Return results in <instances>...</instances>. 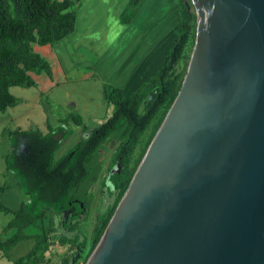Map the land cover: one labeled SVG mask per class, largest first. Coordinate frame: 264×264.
<instances>
[{
  "label": "water",
  "instance_id": "water-1",
  "mask_svg": "<svg viewBox=\"0 0 264 264\" xmlns=\"http://www.w3.org/2000/svg\"><path fill=\"white\" fill-rule=\"evenodd\" d=\"M181 90L86 264H264V0H186Z\"/></svg>",
  "mask_w": 264,
  "mask_h": 264
},
{
  "label": "trees",
  "instance_id": "trees-1",
  "mask_svg": "<svg viewBox=\"0 0 264 264\" xmlns=\"http://www.w3.org/2000/svg\"><path fill=\"white\" fill-rule=\"evenodd\" d=\"M12 5L0 8V110L14 107L18 99L11 94V88L34 87L36 82L30 72H46L52 77L51 66L35 53L32 44L40 46L54 43V27L58 33H73L76 29L74 14L70 11L73 0H11ZM178 2V22L174 26L176 35L165 63L139 90L125 96L121 88L105 92L106 99L114 106V112L106 122L92 130L88 137L78 142L66 155L55 161V155L72 132L60 126L47 134L40 130L15 131L10 134L11 152L6 165L14 178L19 181L22 191L29 196L24 208L15 213L11 227L17 232L8 240L0 241V249L8 251L29 236L25 230L44 218L45 212L52 210L57 216L66 212L70 218L66 223L68 233L63 244H72L82 253L87 247V239L79 232L81 223L86 222L91 207L92 194L88 189L80 193L85 182L94 183L99 174H92L94 158L104 144L112 139L119 143L115 153L120 163V172L109 176L113 202L105 212L99 214L92 233L91 250L85 260L94 252L103 237L119 203L125 195L139 163L132 166L133 156L143 142L146 133L153 129L143 148L144 156L175 102L183 81L177 67L184 59L190 41L192 25L196 14L186 0ZM143 0H129L120 15L122 25H130L141 10ZM81 126V120L76 121ZM87 132L86 128L83 130ZM0 191H3L0 188ZM41 245L37 244L25 257L16 261L23 264L35 257Z\"/></svg>",
  "mask_w": 264,
  "mask_h": 264
},
{
  "label": "rangeland",
  "instance_id": "rangeland-1",
  "mask_svg": "<svg viewBox=\"0 0 264 264\" xmlns=\"http://www.w3.org/2000/svg\"><path fill=\"white\" fill-rule=\"evenodd\" d=\"M127 1L73 0L70 11L74 14L75 33H58L54 27L55 45L43 48L37 43L32 44L33 51L43 57L52 55L49 48L58 51L57 59L46 58L55 74L57 73L56 86L44 90L48 75L45 72H30L32 79L37 82L36 85L30 88L12 87L11 94L21 101L20 104L9 107L6 111L0 110V188L3 189L0 191V241L8 240L17 232L10 225L15 219V213L22 210L29 201V196L25 195L23 204H20L18 193L19 189H22L17 179L7 169L6 158L11 152V148L8 147L9 140L6 141L9 134L31 130H40L46 134L53 129L52 127L64 126L73 131L74 138L77 139L80 130L76 121L81 120L87 127V132L106 122L112 115L114 106L105 102L104 92L105 89L109 90L120 83V65L125 52L119 50L123 46L127 51L125 60H131L133 68L136 69L141 61L144 62L140 70L144 81L165 63L168 51L176 39L173 27L177 22L178 2L170 4L166 0H144L138 18L136 17L130 26H124L119 24V15ZM190 6L196 14L194 4L190 2ZM192 26L184 59L177 67V73L181 74L182 81L187 75L195 50L197 14ZM62 46L69 52L64 53ZM60 63L64 69L60 68L62 65ZM60 69L63 70V74L58 72ZM89 73L92 77L87 76ZM152 131L153 129L146 133L143 142L136 149L132 166L142 162L143 148ZM87 135L82 134V139L88 137ZM72 137L63 143L62 148L72 145L74 141ZM62 148L59 152L64 150ZM118 148L119 143L115 139L104 144L94 158L92 167V174H99L98 181L85 182L80 189V193L88 189L92 194L87 221L79 226L82 238L87 239V247L82 253H79L76 246L62 243L64 236H72L66 227L70 213L57 216L52 210H48L43 219L24 231L29 236L27 239L21 240L8 251L0 249V264H16V261L25 258L37 244L41 245L38 254L23 264H86L97 216L105 212L113 202L109 176L121 170L118 162L110 170ZM59 152L57 157L68 153Z\"/></svg>",
  "mask_w": 264,
  "mask_h": 264
},
{
  "label": "crops",
  "instance_id": "crops-1",
  "mask_svg": "<svg viewBox=\"0 0 264 264\" xmlns=\"http://www.w3.org/2000/svg\"><path fill=\"white\" fill-rule=\"evenodd\" d=\"M144 1V0H143ZM166 1H168V0H166ZM128 2H129V0L127 1V4H128ZM169 2V1H168ZM143 3V2H142ZM170 3V2H169ZM127 4H126V6H127ZM170 4H174V3H170ZM126 6L122 9V11H121V13L123 12V10L126 8ZM142 11V8H141V10L139 11V13H138V15L136 16L137 18H138V16L140 15V12ZM121 13H120V15H121ZM120 15H119V24L120 25H122L121 23H120ZM136 19V18H135ZM134 19V20H135ZM133 20V21H134ZM177 22H178V12H177ZM176 22V23H177ZM133 23V22H132ZM131 23V24H132ZM176 23H175V25H176ZM130 24V25H131ZM130 25H124V26H130ZM174 25V26H175ZM173 29H174V27H173ZM75 31H76V29H75ZM75 31L73 32V33H71V34H74L75 33ZM174 32V31H173ZM63 33H68L69 34V32H67V31H64ZM174 35H175V33H174ZM175 37H176V35H175ZM58 41V40H57ZM57 41H55V43H57ZM175 41V40H174ZM53 45H55L54 43H53ZM52 44L51 45H46V46H42L43 48H45V47H51V46H53ZM40 46V45H39ZM152 46V45H151ZM124 47L125 46H123L120 50H119V52H122L123 53V51L126 53L127 51H126V49H124ZM62 48H63V50H64V53L65 52H69L68 51V49H65L63 46H62ZM50 50L49 51H52V55H47V57H43L42 55H40L39 53H37V54H39L42 58H44L45 60H46V58H49V59H52V58H58V56H57V54H58V51H55L54 49H52V48H49ZM153 49H154V47H153ZM152 50V49H151ZM131 51V50H130ZM152 52H153V50H152ZM123 54V56H122V60H121V62H122V64L120 65L121 67H120V74H119V77H121V80H120V83L118 84V86H113V87H110V89L108 90H106L105 89V92H111L114 88H116V87H118V88H121L122 90H123V92H124V95L125 96H129L131 93H133V92H135V91H137V90H139L140 89V87L143 85V84H145V83H147L149 80H150V78L152 77V75L160 68H158L152 75H150L145 81H144V79L145 78H143V75H140V70H142V68H143V66H144V62L143 61H141L140 62V64H138L137 65V68L135 69V68H133V65H132V62H131V60H129V61H126L125 60V57H126V54ZM148 54H149V52H148ZM147 54V55H148ZM120 62V63H121ZM50 64V66H51V63H49ZM62 63H60V65H61ZM60 67V66H59ZM64 66H63V64L61 65V69H64L63 68ZM58 70V72L59 73H61V74H63V70ZM51 72H52V77L48 74V73H46L47 75H48V80L46 79L45 81H47V84H45V89L44 90H49V89H53V87L54 86H56V74H55V72L53 71V67L51 66ZM94 75V74H93ZM88 77H92V74L91 73H89L88 75H87ZM36 82V81H35ZM37 83V82H36ZM136 89V90H135ZM135 90V91H134ZM105 92H104V100H105V102L108 104V105H111V106H113L111 103H109L108 101H107V99H106V95H105ZM129 94V95H128ZM20 100L18 99V103H17V105L16 106H18L19 104H20ZM15 107V106H14ZM114 112V111H113ZM113 114V113H112ZM112 116V115H111ZM110 116V117H111ZM84 119V118H83ZM85 123V122H84ZM70 124V123H69ZM77 125V124H76ZM78 126V128H79V130H80V135H79V137L76 139V138H74L75 136H74V132L73 131H71V130H69V131H71L72 132V134H71V136L69 137V138H71L72 136V138L74 139V141H73V143H72V145L69 147V146H67L65 149L64 148H62V146H61V148L62 149H64V150H62V152L61 153H65L66 151L67 152H69L78 142H80L81 140H82V134H84V135H86V134H88L89 135V133L91 132V131H88V132H86V133H84L83 132V130H84V128H87V127H85V125H81V126H79V125H77ZM99 125H97L96 126V128L98 127ZM58 127H60V126H58ZM62 127H64V126H62ZM53 129H55V128H57V127H52ZM66 130H68L66 127H64ZM82 129V130H81ZM95 129V128H94ZM94 129H92V130H94ZM47 134V133H46ZM87 135V136H88ZM68 138V139H69ZM67 139V140H68ZM83 139H85V137L83 138ZM9 140V145L10 146H8V147H10L11 148V144H10V134H9V139L7 138V140L6 141H8ZM66 141V140H65ZM64 141V142H65ZM63 142V143H64ZM76 143V144H75ZM7 144H8V142H7ZM75 144V145H74ZM63 145V144H62ZM60 150V149H59ZM59 150L57 151V153L59 152ZM59 152V153H60ZM66 152V153H67ZM56 153V155H55V161H58L59 159H61L64 155H60L59 157H57V154ZM10 172V171H9ZM11 173V172H10ZM12 174V173H11ZM13 175V174H12ZM14 177V176H13ZM12 178V177H11ZM18 181V180H17ZM16 185V184H15ZM18 185H19V181H18ZM19 189V188H18ZM19 195V197H20V204H23V197L26 195L22 190H20L19 189V193H18Z\"/></svg>",
  "mask_w": 264,
  "mask_h": 264
},
{
  "label": "flooded vegetation",
  "instance_id": "flooded-vegetation-1",
  "mask_svg": "<svg viewBox=\"0 0 264 264\" xmlns=\"http://www.w3.org/2000/svg\"><path fill=\"white\" fill-rule=\"evenodd\" d=\"M5 4L12 5V1L11 0H0V8L2 7V5H5Z\"/></svg>",
  "mask_w": 264,
  "mask_h": 264
}]
</instances>
